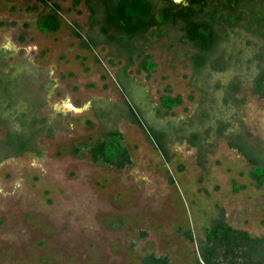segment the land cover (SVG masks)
Instances as JSON below:
<instances>
[{"label":"rangeland","instance_id":"obj_1","mask_svg":"<svg viewBox=\"0 0 264 264\" xmlns=\"http://www.w3.org/2000/svg\"><path fill=\"white\" fill-rule=\"evenodd\" d=\"M257 2L237 7V16L245 12L239 24L263 22ZM55 3L60 29L43 32L39 18ZM95 7L92 17L86 0H0V264H142L150 252L199 264L206 231L222 214L264 236V186L230 145L264 159V93L253 92L264 37L217 25L214 58L225 69L196 72V49L166 25L145 44L156 69L138 70L136 59L125 70L127 57L101 32ZM91 39L97 45L86 47ZM235 80L239 90L228 98ZM164 94L183 103L166 113ZM111 131L131 155L123 169L72 153ZM10 133L29 140L23 153L9 145Z\"/></svg>","mask_w":264,"mask_h":264},{"label":"trees","instance_id":"obj_2","mask_svg":"<svg viewBox=\"0 0 264 264\" xmlns=\"http://www.w3.org/2000/svg\"><path fill=\"white\" fill-rule=\"evenodd\" d=\"M45 4L49 0H41ZM79 3L80 0H75ZM92 12H97L95 6L98 4L104 18V24L100 25L101 32L108 36L111 42H118L122 52L127 57V66L133 65L139 59L138 70H145L148 73L156 69V63L152 61V55L144 54L145 44L148 35L157 31L164 33L163 26L171 25L177 27L184 36V39L196 49L192 53L191 59L196 72H200L206 65H210L215 70L225 69V64L220 58L214 55L223 39L222 33L217 25L224 19L214 16L216 12H210L206 16L197 17L196 13L177 14L171 12H160L151 0H88ZM60 5L53 4L54 11L45 12L40 19L39 27L43 32H56L60 29L61 21L59 18ZM205 7L200 6L199 12L204 11ZM231 15L228 22L231 25L239 24L241 16H237L234 11L236 4L230 6ZM255 20L258 28H253L248 24L242 25L246 30L259 34L264 37L261 28L264 26V18ZM96 19L91 20V24H99ZM78 36L80 34L76 32ZM140 42V43H139ZM94 43L91 39L86 43L90 47ZM228 98L232 97L239 90L237 80L231 82L227 87ZM253 92L259 95L264 93V67L253 79ZM161 105L166 113H170L174 107L183 103L180 95L172 96L164 94L160 98ZM135 122L139 123L138 118ZM222 125L218 132L222 133ZM241 137V136H240ZM196 144L195 140L191 141ZM29 140L24 134H9V145L16 154L23 153L28 147ZM232 147L237 148L250 161L252 167L250 177L257 187L264 186V159L253 157L243 147L231 142ZM89 152L90 158L101 165H111L118 169H123L132 162L130 152L123 143L122 134L119 131L109 132L104 139H97L93 143L83 142L75 145L72 149L74 155L85 157ZM171 182L174 179L171 178ZM185 235L194 241L192 230H185ZM207 240L201 243L203 249L201 256H196V262L201 264H264V236H253L247 230L236 229L230 225L222 214L216 218L212 226L206 231ZM142 264H173L168 255H158L154 252L145 254L142 257Z\"/></svg>","mask_w":264,"mask_h":264},{"label":"flooded vegetation","instance_id":"obj_3","mask_svg":"<svg viewBox=\"0 0 264 264\" xmlns=\"http://www.w3.org/2000/svg\"><path fill=\"white\" fill-rule=\"evenodd\" d=\"M156 5L159 13L160 12H171L177 14V16L182 14H191L196 13L197 17L207 15L210 12L214 13V16L224 19L222 23L228 22L231 9L230 6L233 4L238 7L241 4L245 3L246 0H151ZM258 1L261 6H264V0H255ZM87 6H89L92 17L96 14L92 12V8L86 0ZM205 7L204 11L199 12V7ZM245 12L241 11L240 16H244ZM221 23V24H222Z\"/></svg>","mask_w":264,"mask_h":264},{"label":"crops","instance_id":"obj_4","mask_svg":"<svg viewBox=\"0 0 264 264\" xmlns=\"http://www.w3.org/2000/svg\"><path fill=\"white\" fill-rule=\"evenodd\" d=\"M52 11H54V10H52ZM45 12H47V11H44L43 14H44ZM59 12H60V11H58V13H59ZM43 14H42V15H43ZM42 15H41V16H42ZM41 16H40L39 21H38V27H39V24H40ZM39 29H40V27H39ZM40 30H41V29H40ZM41 31H42V30H41Z\"/></svg>","mask_w":264,"mask_h":264}]
</instances>
